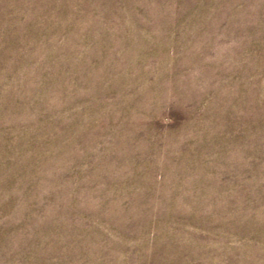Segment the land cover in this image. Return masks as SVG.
Returning <instances> with one entry per match:
<instances>
[{
    "label": "rangeland",
    "instance_id": "rangeland-1",
    "mask_svg": "<svg viewBox=\"0 0 264 264\" xmlns=\"http://www.w3.org/2000/svg\"><path fill=\"white\" fill-rule=\"evenodd\" d=\"M0 264H264V0H0Z\"/></svg>",
    "mask_w": 264,
    "mask_h": 264
}]
</instances>
